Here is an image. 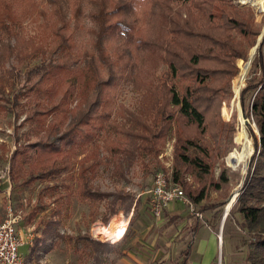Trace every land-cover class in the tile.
I'll use <instances>...</instances> for the list:
<instances>
[{
	"label": "trees",
	"instance_id": "trees-1",
	"mask_svg": "<svg viewBox=\"0 0 264 264\" xmlns=\"http://www.w3.org/2000/svg\"><path fill=\"white\" fill-rule=\"evenodd\" d=\"M31 19H43L40 43L33 42L35 38L27 40L23 34V24ZM253 20L252 10H239L229 0H0V69L14 57L20 62L40 61L26 70L21 89L0 77V112L8 111L17 120L25 115L23 126L29 125L16 140L9 160L13 186L58 182L78 163V197L94 207L114 197L110 213H117L118 202L125 198L97 187L101 167L113 168L118 180H127L128 169L140 155L158 160L168 131L175 126L179 165L174 180L193 206L200 205L208 188L218 190L221 183L228 182L222 171L218 181L207 185L214 175L215 159L234 147L235 125L222 120L221 104L231 95V80L237 74L235 60L244 58L246 49L255 45ZM263 24L264 13L257 17L260 31ZM142 54H152L167 70L157 83H134L143 93V112L128 113L119 103V95L132 69L140 65ZM253 68L254 79L242 92L241 101L245 116L254 118L259 136L250 130L256 151L229 216L256 239L248 247L245 264H264L262 50ZM238 80L239 76L233 82L235 98ZM250 97L251 108H247ZM234 107L224 105L226 121L232 119ZM123 115L128 128L117 122ZM237 127L236 147L241 143L240 122ZM34 136L37 140L30 141ZM22 138L25 145H18ZM88 146H94L93 154L78 160V150ZM102 152L109 157L101 159ZM193 172L198 176L189 181ZM60 187L59 183L44 185L39 207L31 211L28 220L46 210L42 199L55 192V202L63 201L64 205L54 211V219L45 222V239L65 240L80 245L79 253L92 254L91 245L104 243L59 231L64 211L70 217L74 197L69 187L65 194L57 191ZM215 208L207 206L201 212L216 222L221 220L222 210ZM197 219L193 234L199 225ZM49 251L50 247L44 249ZM31 254H35L34 249ZM183 257L186 264L189 250Z\"/></svg>",
	"mask_w": 264,
	"mask_h": 264
},
{
	"label": "rangeland",
	"instance_id": "rangeland-1",
	"mask_svg": "<svg viewBox=\"0 0 264 264\" xmlns=\"http://www.w3.org/2000/svg\"><path fill=\"white\" fill-rule=\"evenodd\" d=\"M229 1L239 10L249 9L254 12L252 27L256 34L254 37V47L250 49L247 47L248 49H246L247 52L245 57L235 60L234 64L237 68V74L231 80V95L225 97L221 104L222 120L225 123L235 125L236 132L233 137L234 147L227 155H223L221 158L217 157L218 160L217 158L215 159L213 163L214 175L209 179L207 185H209L208 183H210V181H218L222 171H225L228 182L227 184L221 183L220 189L218 190H215V188L212 189L213 187L208 188L207 197L200 205L191 207L182 202V204L179 205L180 208H178V211L181 212L180 218L186 219L188 216L196 217L197 213L201 214L202 209L207 206L213 205L216 207V210L221 209V220L214 222L212 217L204 216L202 213L203 219L200 221L216 223L219 243L220 246L223 247L222 264L229 263L230 258L236 259L233 263L245 264L248 247H250L256 239L246 229L237 226L233 220L231 221V216H229L231 210L228 212L222 231L221 222L228 206L227 200L236 189L241 187V183L246 175V172L244 174L243 171L245 165L244 161L241 159V155L248 143L252 144L253 150L255 149V140L251 136L250 130H252L256 136H259V130L254 118H247L245 116L249 123H246V120L243 119L242 114H245V110L241 101V94L254 79L255 74H253V72L255 69L253 68V63L258 56V51L262 50L264 54V24L260 27L262 32L256 25L258 15L264 13V0ZM23 25V34L27 40L35 38L36 40L34 39L33 42L36 41L40 43L43 41V19H31L26 21ZM257 45L258 49L255 58L249 70L245 73V66L249 63ZM153 58L152 54H142L140 65L132 69L130 80L124 85L120 92L119 103L123 105L125 111L128 113L139 114L143 112V93L135 88L134 83L136 81L139 83H157L158 79L161 78L163 73L167 70L164 64L155 62ZM39 62V60L30 63L20 62L14 57L7 66H5L4 70L0 69V77H5L8 85L14 83L17 88L21 89L24 85L26 70L36 66ZM241 65H243L242 70ZM237 76H239V86L237 98H235L233 82ZM252 100V97L248 98L246 104L247 108H251ZM225 104L228 106L235 104L233 117L230 121H226L223 117V107ZM124 115L120 117L119 120L117 119V122L119 125L128 128L129 125L126 123ZM24 119L25 115L17 120L14 115L8 111L0 112V219L7 217L9 207L21 213L23 221L20 225V232L26 242V245L21 248V252L26 257V264H154L155 261L163 259L166 256V254L159 256L161 249L168 247L171 261H174V257L178 254L179 250L177 247H187V243L192 238L187 235L184 236V233L179 230L181 229L179 228L181 224L179 226L171 225L164 217L156 219L149 207L148 191L152 187L154 176L157 171H164L169 181L172 184H176L174 175L179 165L177 162V156L179 155L177 152V127L171 126L168 131L158 160L146 157V155H140L128 169L127 180H118L113 173V168L107 167L106 165L101 167L100 175L96 182L97 187L105 193L113 194L116 197L121 195L125 198L123 201L118 202L116 208H118L119 211L117 213H110V204L114 201V197L110 200L100 202L96 207L91 206L89 202L82 201L78 197L76 192L80 171V165H78V163L76 169L71 174L63 176L58 182L54 181L44 184L49 186L54 183H59L61 187L58 188V192L65 194L66 187H69L70 192L74 194L72 205L68 210V215L70 217H67L66 211H64L63 218H61L62 223L59 227L61 234L73 237L88 236L94 241L104 243L100 245H91L90 251L92 254L90 252L82 254L79 253V249L81 248L80 245L72 244L65 240L45 239L43 234L45 222L53 218L54 211L58 209L59 206L64 205L63 201L55 202L57 198L55 192L46 194L42 201L44 204L46 203L45 205L48 207L44 211H39L40 209H38V216L34 218L33 221H30L28 219L31 211L39 207L38 198L43 194L44 185L36 183L29 188L15 187L10 180L9 160L17 147L16 140L29 130L28 124L23 126ZM238 122H240L241 143L236 147L234 139L238 130ZM207 139L208 141L211 140L209 138ZM36 140L37 138L35 136L34 138H30V141ZM25 142L26 140L22 138L18 145H25ZM211 143L215 147L214 142L211 141ZM225 148L226 143L220 149L223 150ZM94 149V146L80 148L77 152V159L90 158ZM255 151L256 150H254L253 154H255ZM109 155V153L106 154L102 152L101 159L105 160ZM253 157L251 159H253ZM197 176L198 175L193 172L188 175V180L193 181V178ZM241 193L242 190L240 194ZM235 204L236 202L233 206ZM133 208H135V210ZM93 214L96 216L93 217ZM236 215L235 218L241 220L240 216L238 214ZM55 219L57 218L55 217ZM122 220L128 225L127 233L123 240L117 242V240L112 237L120 239V230H116V228L119 227V223ZM111 228H113L111 231H103V229L110 230ZM102 231L106 238L101 235ZM178 231H180V236H177ZM110 245H113L112 247H115V249L110 248ZM46 247H50L48 253L44 252ZM227 247L229 248L226 251ZM32 249L35 250V254L30 255ZM175 251L177 252L175 253ZM216 264H221L219 259Z\"/></svg>",
	"mask_w": 264,
	"mask_h": 264
},
{
	"label": "built area",
	"instance_id": "built-area-1",
	"mask_svg": "<svg viewBox=\"0 0 264 264\" xmlns=\"http://www.w3.org/2000/svg\"><path fill=\"white\" fill-rule=\"evenodd\" d=\"M149 194V207L156 219L163 217L167 208L177 201L184 202L193 207L185 196L182 188L169 181L164 171H157ZM7 217L0 219V264H26V257L21 248L26 245L20 232V225L23 221L21 213L9 207ZM200 220L203 215L197 213ZM220 263H222V252H220Z\"/></svg>",
	"mask_w": 264,
	"mask_h": 264
},
{
	"label": "crops",
	"instance_id": "crops-1",
	"mask_svg": "<svg viewBox=\"0 0 264 264\" xmlns=\"http://www.w3.org/2000/svg\"><path fill=\"white\" fill-rule=\"evenodd\" d=\"M180 204H182L181 201L172 203L165 211L163 217L166 218L171 223V225L173 224L175 226H179L181 224V226L179 227L181 229L179 230H181V232L184 233L183 234L184 236L187 235L192 239L187 243V247H177L179 250H178V254L174 257L175 258L174 261H171L169 254L170 251H168L169 250L168 247L161 249L159 256L165 254L166 256L163 259H159L155 261L154 264H178V263L183 264L184 262L183 254L186 250H189V258L186 264H216L218 262V259L220 260V252H223V247L220 246L219 236L217 235L218 232L216 231L217 229L216 223L214 222L207 223V222L199 221L198 228L196 232L193 234L191 231L194 228V225L196 224V217L188 216L186 219L180 218L181 212L178 211V208H180L179 207ZM133 209L135 210V208ZM127 227L128 225L125 223V221L122 220L119 223V227L116 228V230H120L119 231L120 239L116 237H112V238L116 239L117 242L123 240L127 233ZM112 229L113 228H111L110 230L103 229V231H111ZM103 231L101 232V235L105 237ZM221 231H222V222H221ZM122 233L123 235H121ZM179 234L180 231H178L177 236H180ZM189 244H191V247H188ZM228 248L229 247H227L226 251L228 250ZM176 252L177 251H175V253ZM222 259H223V253H222ZM229 261L231 262V263L229 262L230 264H236L233 263L236 261V259L234 258H230ZM229 263L227 262V264Z\"/></svg>",
	"mask_w": 264,
	"mask_h": 264
},
{
	"label": "bare ground",
	"instance_id": "bare-ground-1",
	"mask_svg": "<svg viewBox=\"0 0 264 264\" xmlns=\"http://www.w3.org/2000/svg\"><path fill=\"white\" fill-rule=\"evenodd\" d=\"M253 55V54H252ZM249 68H250V64L249 63H247L246 64V66H245V73L249 70ZM244 119V118H243ZM253 153H254V150H253V146H252V144H250V143H248L247 144V146H246V148H245V150L243 151V153H242V155H241V159L244 161V174H245V172H246V174H247V172H248V168H249V164H250V161H251V158H252V156H253ZM239 189H236L235 190V193H234V197H233V199L231 200V202L230 203H228V206H227V211L228 210H230L231 209V207L233 206V204H234V201H235V199H236V196H237V191H238ZM229 212V211H228ZM121 235H123V233L121 234ZM220 240H221V242H222V239L220 238Z\"/></svg>",
	"mask_w": 264,
	"mask_h": 264
},
{
	"label": "water",
	"instance_id": "water-1",
	"mask_svg": "<svg viewBox=\"0 0 264 264\" xmlns=\"http://www.w3.org/2000/svg\"><path fill=\"white\" fill-rule=\"evenodd\" d=\"M257 49H258V45L255 47V49H254V51H253V55H252L251 58H250V61H249L250 66L252 65V62H253V60H254V58H255V55H256ZM242 115H243V118L246 120V123H249V121H248L247 118L245 117V114L243 113ZM226 160H227V159H226ZM252 160H253V159H251V161H250L248 171H249V169H250V167H251ZM247 176H248V172H247V174L245 175L244 180H243L242 183H241V187H240L239 190L237 191V196H236V199H235L234 203L236 202L237 198H238L239 195H240L241 190L243 189V186H244V183H245V180H246ZM234 193H235V191L230 195L229 199L227 200L228 203H230L231 200L233 199V197H234ZM231 208H232V207H231ZM230 210H231V209H230ZM230 210H228V211H230ZM228 211H227V209H226V212H225L224 218H223V220H222V230H223V228H224V225H225V222H226V219H227V216H228Z\"/></svg>",
	"mask_w": 264,
	"mask_h": 264
}]
</instances>
